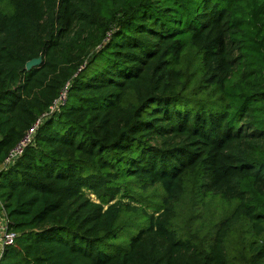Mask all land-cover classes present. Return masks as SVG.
Segmentation results:
<instances>
[{"label": "trees", "instance_id": "1", "mask_svg": "<svg viewBox=\"0 0 264 264\" xmlns=\"http://www.w3.org/2000/svg\"><path fill=\"white\" fill-rule=\"evenodd\" d=\"M0 202V264H264V0H0Z\"/></svg>", "mask_w": 264, "mask_h": 264}, {"label": "built area", "instance_id": "2", "mask_svg": "<svg viewBox=\"0 0 264 264\" xmlns=\"http://www.w3.org/2000/svg\"><path fill=\"white\" fill-rule=\"evenodd\" d=\"M66 91L63 92L61 94V96L55 101V105L53 106L51 113H53V111L55 110L56 107H58L60 104H64L66 103ZM51 113H47V114H43L42 116H40L36 121V123L34 124V126L27 132V134L25 135V137L21 140V142L16 146V148H14L9 155L7 156V158L5 159L6 163L5 166H10L12 165L14 162H16V159L18 157H20L24 150L30 146L33 143V138L35 136V133L38 129V127L43 123V120L45 118H47ZM0 207L2 210V214L4 216V218H6L5 216V212L3 209V205L0 202ZM7 220V218H6ZM7 225H8V221H7ZM2 240H3V249L1 252V255L3 253L4 247L5 246H14L16 243V234L14 232H11L8 230L7 226L6 228L3 229V235H2ZM1 255H0V260H1Z\"/></svg>", "mask_w": 264, "mask_h": 264}, {"label": "rangeland", "instance_id": "3", "mask_svg": "<svg viewBox=\"0 0 264 264\" xmlns=\"http://www.w3.org/2000/svg\"><path fill=\"white\" fill-rule=\"evenodd\" d=\"M90 197H92L93 200L96 198L95 196H92V195H90ZM0 219H2L1 215H0ZM4 224H6V220H4ZM138 227H139L138 224H134L133 227L130 229V231L126 233L127 235L125 236V239L127 240V242L130 241V239L133 237L134 233L137 232ZM1 245L2 244L0 243V247H1Z\"/></svg>", "mask_w": 264, "mask_h": 264}, {"label": "crops", "instance_id": "4", "mask_svg": "<svg viewBox=\"0 0 264 264\" xmlns=\"http://www.w3.org/2000/svg\"><path fill=\"white\" fill-rule=\"evenodd\" d=\"M0 215L2 216V219H0V243L2 244L0 247V255H1V252L3 249V240H2L3 229L6 228V226H7V220H6V218H4V216L2 214L1 207H0ZM4 220H6V224H4Z\"/></svg>", "mask_w": 264, "mask_h": 264}, {"label": "water", "instance_id": "5", "mask_svg": "<svg viewBox=\"0 0 264 264\" xmlns=\"http://www.w3.org/2000/svg\"><path fill=\"white\" fill-rule=\"evenodd\" d=\"M41 62H42V57H38V58H34L33 60L31 61H28L26 64V69L28 71H31L34 67H37L39 65H41Z\"/></svg>", "mask_w": 264, "mask_h": 264}]
</instances>
